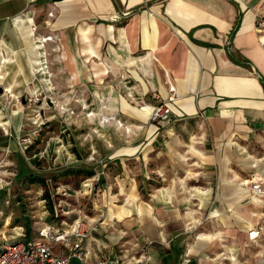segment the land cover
Instances as JSON below:
<instances>
[{
    "label": "crops",
    "instance_id": "1",
    "mask_svg": "<svg viewBox=\"0 0 264 264\" xmlns=\"http://www.w3.org/2000/svg\"><path fill=\"white\" fill-rule=\"evenodd\" d=\"M262 21L264 0H0V85L32 95L57 75L106 82V106L117 103L109 114L132 122L130 144L111 159L137 157L144 176L159 183L149 202L112 209L110 221L172 249L180 240L169 232L180 230L186 256L198 264H263L254 250L259 239L248 235L252 225L264 226V212L254 210L264 202L251 189L259 178L264 186ZM39 64L47 71L37 72ZM94 95L102 101L99 89ZM162 101L171 119L151 122L141 107ZM242 208L252 209L249 218ZM208 219L218 233L189 234ZM106 225L83 239L88 260L137 264L113 252L129 231L110 236ZM169 248L156 264L172 263Z\"/></svg>",
    "mask_w": 264,
    "mask_h": 264
},
{
    "label": "rangeland",
    "instance_id": "2",
    "mask_svg": "<svg viewBox=\"0 0 264 264\" xmlns=\"http://www.w3.org/2000/svg\"><path fill=\"white\" fill-rule=\"evenodd\" d=\"M41 67L36 66L37 72H45ZM53 80L54 84L46 85L43 93L35 91L32 95L30 91L11 95L5 91L6 86L0 85L3 87L0 93V248L6 240L17 241L20 238L17 233H27L28 226L29 236L35 238L45 225L61 227L80 218L85 226L98 229L108 223L110 236L117 229L129 231L119 232L122 236L114 241L113 252L128 253L129 257L143 259L147 264L163 262L168 244L146 243L150 239L144 236L146 241L143 240L133 227L117 219L110 221L112 209L135 206L137 200L149 202L159 184L153 173L149 179L144 176L145 167L137 157L125 160V165L111 159L116 147L130 144L127 141L131 138L132 122L122 115L109 114L108 107L117 103L106 106V82L98 86L95 81L76 83L65 81L59 75ZM97 89L102 101L94 95ZM120 121L130 130L121 126ZM71 168L95 173L92 177L64 178L62 173ZM29 172L44 177L47 185L25 179ZM46 188L55 213L48 208ZM242 209L244 217L249 218L252 209ZM254 210L264 212V208ZM211 223L208 219L188 232L194 238L201 232L218 233L219 226ZM260 224H264V215L260 217ZM179 231L169 232V238L181 242L185 233ZM229 231L234 234V230ZM258 239L254 250L258 258L264 259V233ZM180 242L176 248H169L171 258L174 255L169 264H185L188 258L192 259L189 264H198L194 257L186 256L187 245ZM211 247L212 255L218 252L217 243L213 242ZM154 254L159 260L153 261Z\"/></svg>",
    "mask_w": 264,
    "mask_h": 264
},
{
    "label": "built area",
    "instance_id": "3",
    "mask_svg": "<svg viewBox=\"0 0 264 264\" xmlns=\"http://www.w3.org/2000/svg\"><path fill=\"white\" fill-rule=\"evenodd\" d=\"M128 14L129 12H124V15ZM49 39H52V36L43 37V41ZM2 77L0 75V78ZM141 109L147 111L151 122L158 123L171 119L172 108L168 101L145 104ZM126 128L130 130L129 126ZM260 179L251 180L252 198L264 202V186ZM248 181L250 180H246L247 183H249ZM93 229L95 227L85 226L78 218L72 222H65L61 227L45 225L40 228L38 237L35 238L27 237L26 233L19 232L17 234L20 235V238L17 241L6 240L2 243L0 264H74L75 260L79 264H126L110 256L97 262L88 260V252L83 245V239L89 237ZM263 233L264 226L252 225L249 228V237L252 240H257ZM137 261V264H141L144 260L138 259Z\"/></svg>",
    "mask_w": 264,
    "mask_h": 264
},
{
    "label": "trees",
    "instance_id": "4",
    "mask_svg": "<svg viewBox=\"0 0 264 264\" xmlns=\"http://www.w3.org/2000/svg\"><path fill=\"white\" fill-rule=\"evenodd\" d=\"M235 30L233 31V33H235ZM94 171L93 170H86L83 168H71V169H67L66 171H64L63 177L64 178H69V177H75V178H79L81 176H86V177H92L94 175ZM30 180L31 182H38V183H42L43 185H47L46 179L44 177H41L39 175L33 174V173H27L25 179ZM45 198L47 199V204H48V208H50V210L52 211V213H55V205L52 201L51 195H50V191L48 190V188H46L45 190ZM30 233V226H28L27 228V237L29 236Z\"/></svg>",
    "mask_w": 264,
    "mask_h": 264
},
{
    "label": "bare ground",
    "instance_id": "5",
    "mask_svg": "<svg viewBox=\"0 0 264 264\" xmlns=\"http://www.w3.org/2000/svg\"><path fill=\"white\" fill-rule=\"evenodd\" d=\"M41 40H43V37L41 38ZM42 68H44L45 70H46V65H44ZM47 71V70H46ZM5 91H11V88H9V87H6L5 88ZM120 125H123V123H119Z\"/></svg>",
    "mask_w": 264,
    "mask_h": 264
},
{
    "label": "water",
    "instance_id": "6",
    "mask_svg": "<svg viewBox=\"0 0 264 264\" xmlns=\"http://www.w3.org/2000/svg\"><path fill=\"white\" fill-rule=\"evenodd\" d=\"M2 92H3V87L1 86V87H0V93H2Z\"/></svg>",
    "mask_w": 264,
    "mask_h": 264
}]
</instances>
